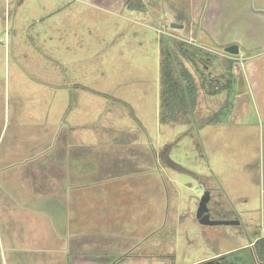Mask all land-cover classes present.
<instances>
[{"label": "rangeland", "instance_id": "rangeland-1", "mask_svg": "<svg viewBox=\"0 0 264 264\" xmlns=\"http://www.w3.org/2000/svg\"><path fill=\"white\" fill-rule=\"evenodd\" d=\"M189 7L191 0H0V75L8 69L12 96L18 88L25 98H57L61 91L53 84H80L88 90L69 89L89 101L88 144L114 146L109 129L116 126L122 131L121 139H114L121 141L117 149L130 137L124 131L133 133L134 148L148 147L145 155L129 159L134 168L139 159L146 162L142 184L133 185V175L126 178L127 170L111 168L103 156L99 193L119 194L123 232L146 218L149 222V214L153 223H161L167 210L162 219L167 225L153 235L159 248L172 252L162 264H198L264 236L258 166L264 67L258 73L246 66L264 63V55H256V43L248 42L239 43L237 55L226 52L229 45L210 41ZM173 22L183 28H172ZM179 43L194 48L192 59L181 54ZM168 44L196 82L192 114L182 113L181 102L169 112L162 102L161 60ZM163 111L173 121L162 123ZM143 210L147 216L134 218ZM230 211L241 215L247 228L201 223L205 215L230 220ZM238 254L252 257L249 250Z\"/></svg>", "mask_w": 264, "mask_h": 264}, {"label": "crops", "instance_id": "crops-1", "mask_svg": "<svg viewBox=\"0 0 264 264\" xmlns=\"http://www.w3.org/2000/svg\"><path fill=\"white\" fill-rule=\"evenodd\" d=\"M189 8L199 26L207 28L210 41L256 43V55H264V0H191ZM252 62L246 66L261 72L264 63ZM53 86L61 91L57 98H25L18 88L12 96L8 69L0 75V264H162L172 252L159 248L153 235L167 225L162 221L167 210L159 216L161 226L149 214V222L146 218L123 232L119 194L99 193L103 156L111 168L127 170L126 178L133 175V185L142 184L146 162L139 159L134 168L129 159L145 155L148 147L134 148L133 133L124 131L130 137L124 139V149H117L121 141L114 139H121L122 131L116 126L109 129L114 146L88 144L89 101L69 87L88 88L74 82ZM145 216L143 210L134 218ZM142 226L150 228L135 233Z\"/></svg>", "mask_w": 264, "mask_h": 264}, {"label": "trees", "instance_id": "trees-1", "mask_svg": "<svg viewBox=\"0 0 264 264\" xmlns=\"http://www.w3.org/2000/svg\"><path fill=\"white\" fill-rule=\"evenodd\" d=\"M178 48L185 58L192 59L189 52L194 50L193 47L189 48L185 43H179ZM174 51L175 49L169 44L163 51L164 57L161 60L162 102L168 106L166 108L168 112L178 108L181 102L182 113L192 114L196 105L197 85L191 72L179 61ZM169 117L170 115L163 111L160 120L162 123L167 120L173 121V118ZM255 250L256 257L264 262V239L256 243Z\"/></svg>", "mask_w": 264, "mask_h": 264}, {"label": "flooded vegetation", "instance_id": "flooded-vegetation-1", "mask_svg": "<svg viewBox=\"0 0 264 264\" xmlns=\"http://www.w3.org/2000/svg\"><path fill=\"white\" fill-rule=\"evenodd\" d=\"M258 166L260 167V181L261 183L263 182L264 184V141H263V147H262V154H261V158L259 159L258 162ZM231 218L230 220L233 221H240L239 224H237V226H241L243 228H247L246 222L243 221L241 215H239L238 213H234L231 212ZM219 226V225H216ZM249 226H253L255 227L253 224H250ZM258 227V226H257ZM264 229V228H263ZM260 239H264L263 237H258L256 239L251 240L246 246H240L237 247L235 250L237 252H232L230 254H226V255H215L213 257L208 258L205 261L200 262L201 264H264V262L260 259H258L256 257V243L260 240ZM243 251V250H249L252 252V257H248V256H242L240 254H238V251Z\"/></svg>", "mask_w": 264, "mask_h": 264}, {"label": "water", "instance_id": "water-1", "mask_svg": "<svg viewBox=\"0 0 264 264\" xmlns=\"http://www.w3.org/2000/svg\"><path fill=\"white\" fill-rule=\"evenodd\" d=\"M172 28H178V29H182L183 25L181 24H177V23H171L170 25ZM225 51L231 54H239V46L237 44H231L227 47H225ZM240 221H233V220H214L211 219L210 215H205L202 220L201 223L205 226H216V225H237L239 224ZM201 264V263H198Z\"/></svg>", "mask_w": 264, "mask_h": 264}]
</instances>
